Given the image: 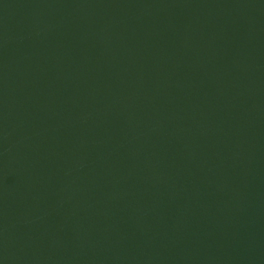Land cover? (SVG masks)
Segmentation results:
<instances>
[{
    "label": "water",
    "instance_id": "obj_1",
    "mask_svg": "<svg viewBox=\"0 0 264 264\" xmlns=\"http://www.w3.org/2000/svg\"><path fill=\"white\" fill-rule=\"evenodd\" d=\"M0 264H264V0H0Z\"/></svg>",
    "mask_w": 264,
    "mask_h": 264
}]
</instances>
